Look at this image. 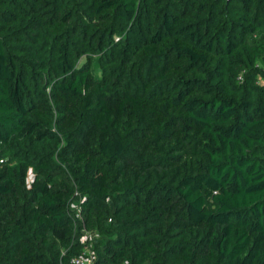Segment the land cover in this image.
<instances>
[{
    "label": "trees",
    "instance_id": "16d2710c",
    "mask_svg": "<svg viewBox=\"0 0 264 264\" xmlns=\"http://www.w3.org/2000/svg\"><path fill=\"white\" fill-rule=\"evenodd\" d=\"M0 164V264L80 197L96 264H264V0H0Z\"/></svg>",
    "mask_w": 264,
    "mask_h": 264
},
{
    "label": "built area",
    "instance_id": "2783aa9c",
    "mask_svg": "<svg viewBox=\"0 0 264 264\" xmlns=\"http://www.w3.org/2000/svg\"><path fill=\"white\" fill-rule=\"evenodd\" d=\"M34 181V174L32 169L28 172L27 184L30 187V184ZM86 201L85 197H80V203ZM80 203H73L71 209L75 212L76 219L82 223L80 243L84 246V251L82 254L77 256L72 263L73 264H96L97 262V253L95 250V244L99 239V234L95 231H89L83 221L82 208Z\"/></svg>",
    "mask_w": 264,
    "mask_h": 264
},
{
    "label": "rangeland",
    "instance_id": "374dc122",
    "mask_svg": "<svg viewBox=\"0 0 264 264\" xmlns=\"http://www.w3.org/2000/svg\"><path fill=\"white\" fill-rule=\"evenodd\" d=\"M1 159H8V158H1ZM1 165V164H0Z\"/></svg>",
    "mask_w": 264,
    "mask_h": 264
},
{
    "label": "water",
    "instance_id": "95a60500",
    "mask_svg": "<svg viewBox=\"0 0 264 264\" xmlns=\"http://www.w3.org/2000/svg\"><path fill=\"white\" fill-rule=\"evenodd\" d=\"M229 1V0H228Z\"/></svg>",
    "mask_w": 264,
    "mask_h": 264
}]
</instances>
